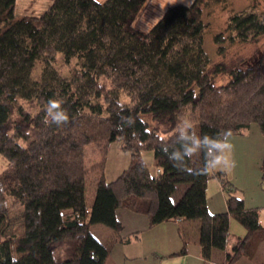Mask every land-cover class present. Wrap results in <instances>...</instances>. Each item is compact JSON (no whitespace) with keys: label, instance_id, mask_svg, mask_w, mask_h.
<instances>
[{"label":"trees","instance_id":"obj_1","mask_svg":"<svg viewBox=\"0 0 264 264\" xmlns=\"http://www.w3.org/2000/svg\"><path fill=\"white\" fill-rule=\"evenodd\" d=\"M147 1L51 0L31 15L17 13L18 0H0V153L9 160L0 173V264H105L117 241L131 240L120 235L121 207L151 225L197 220L207 260L226 247L232 217L247 233L224 264L264 241L259 209L211 169L225 131L242 134L256 123L264 135V48L249 64L212 63L204 8L227 0L173 4L143 30L135 20ZM226 31L256 42L264 12H233ZM223 40L216 35L220 51ZM223 73L229 78L218 83ZM116 141L131 160L108 181ZM92 143L100 159L88 165ZM145 150L154 151L153 167ZM261 173L264 186V155ZM212 176L227 192L219 213L207 202ZM180 183L186 188L174 201ZM15 207L22 219L7 232ZM97 223L114 230L110 240L91 231Z\"/></svg>","mask_w":264,"mask_h":264},{"label":"crops","instance_id":"obj_2","mask_svg":"<svg viewBox=\"0 0 264 264\" xmlns=\"http://www.w3.org/2000/svg\"><path fill=\"white\" fill-rule=\"evenodd\" d=\"M258 127L256 128L258 134L254 138H251L247 133L225 137L221 151L224 154L228 153L227 155L230 156L227 164L232 165L234 162L235 165L236 175H226V179L230 181L231 187L237 188L238 195L244 198L248 208L259 209L260 219L264 225V188L261 179L264 137L261 136L263 133L260 127ZM114 143H116V149L119 150L117 158L122 157L120 156L121 151H125L121 148L119 142L111 143L107 156L106 171L110 169V151ZM233 152L234 155L232 157ZM240 156L248 159L245 160L246 163L242 165V168L238 170L236 167V159H239ZM117 158H115L116 162H112L113 166L111 170L120 165V160ZM143 158L152 167L154 166L155 154L153 150L143 151ZM130 160L131 157L128 154L121 161L123 163L125 162L127 167ZM214 160L211 169L218 171L219 167L214 165ZM227 164L224 163L220 167L221 170H227ZM110 174L112 176L111 178H114V173L110 171ZM207 202L209 210L212 213L227 210V192L223 188L222 180L218 177L212 176L209 180ZM117 216L124 226L120 235L124 238L130 237L131 240L117 241L111 248L105 264H224L227 260L228 253L233 250L238 239L244 237L247 233L246 227L236 218L232 217L226 247L223 249H214L211 259L207 260L203 257L199 244L200 226L197 220L177 219L151 225L149 217L144 213L135 212L123 207L117 209ZM113 235L114 232L110 234L106 241L110 240ZM233 264H264V241L258 245L252 256L242 255Z\"/></svg>","mask_w":264,"mask_h":264},{"label":"rangeland","instance_id":"obj_3","mask_svg":"<svg viewBox=\"0 0 264 264\" xmlns=\"http://www.w3.org/2000/svg\"><path fill=\"white\" fill-rule=\"evenodd\" d=\"M51 0H18L17 2V13L18 14H37L42 11L46 6L50 3ZM103 1V0H100ZM194 0H148L145 6L142 8L140 13L138 14L135 25L140 29L147 30L149 29L156 21L163 15L164 11L171 5L176 3H184V4H191ZM210 3L204 8V18L207 22V31H206V48L211 57L212 63H217L222 60L226 62H230L232 59H242L243 62L246 61V64L251 63L260 52L261 49L264 48V36L260 37L256 42H241V41H233L229 39V32L226 31L227 27V20L231 13L236 11H241L243 9L254 8L258 11L264 12V0H227L225 3H216L214 1H209ZM223 33L224 40L221 43L223 46L222 51L219 49V44L216 43L215 37L217 34ZM229 74L223 73L218 75L217 81L218 83H224L228 80ZM125 99V98H124ZM145 119L149 121L151 125L153 121L151 120L150 116H145ZM251 128L245 130L244 133H247L251 138L256 137L257 127L256 123L251 125ZM259 128V127H258ZM260 132V131H259ZM261 134V133H260ZM262 137H264L261 134ZM118 142V141H116ZM224 145V143H223ZM116 143L111 148L110 151V158H109V167L108 171H106L105 177L107 180L114 179L117 177V174L120 173L127 164L123 163L121 160L124 159L125 155L128 156L129 152L121 151L120 156L117 158V154L119 150L116 149ZM87 164H93L94 162L100 159V153L96 146V144L92 143L87 146ZM225 152V151H224ZM228 153L224 154L223 151H220L216 154L213 158L214 165L219 167L218 171L221 170L220 167L225 163L227 164L230 156L227 155ZM234 152L232 153V157ZM229 157V158H228ZM248 157V156H246ZM115 158L119 159L120 165L117 168H112V162L115 161ZM235 159V158H234ZM248 158L244 159L242 156L239 159H236V167L238 170L242 168V165ZM116 162V161H115ZM118 162V164H119ZM213 163V162H212ZM9 165V160L4 157L0 153V173ZM235 165L234 162L232 165L227 164V170H223V177L226 175H236L235 173ZM255 167V165H254ZM110 171L114 173V178H111ZM217 177V176H215ZM186 188L185 183H180L178 185L177 191L174 193L173 199L176 201L181 193L184 192ZM264 188V186H263ZM241 189V188H240ZM239 192V191H238ZM238 194V193H237ZM19 207H15L13 210L14 214L10 218V225L7 232H10L14 224H16L22 218V212H19ZM91 231L102 241H106V239L110 236L114 230L105 224H93L91 226Z\"/></svg>","mask_w":264,"mask_h":264},{"label":"clouds","instance_id":"obj_4","mask_svg":"<svg viewBox=\"0 0 264 264\" xmlns=\"http://www.w3.org/2000/svg\"><path fill=\"white\" fill-rule=\"evenodd\" d=\"M53 106H56V105L53 103ZM60 118L63 120L67 119V114L63 111V109L61 110ZM229 134H230L229 132L225 131L226 138L229 136Z\"/></svg>","mask_w":264,"mask_h":264}]
</instances>
